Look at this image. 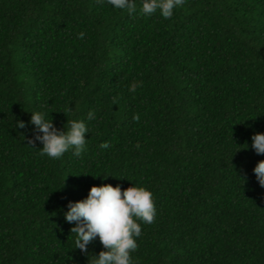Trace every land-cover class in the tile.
Returning a JSON list of instances; mask_svg holds the SVG:
<instances>
[{"label": "trees", "instance_id": "trees-1", "mask_svg": "<svg viewBox=\"0 0 264 264\" xmlns=\"http://www.w3.org/2000/svg\"><path fill=\"white\" fill-rule=\"evenodd\" d=\"M0 264H264V0H0Z\"/></svg>", "mask_w": 264, "mask_h": 264}]
</instances>
